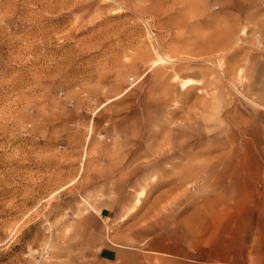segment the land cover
<instances>
[{
	"label": "rangeland",
	"instance_id": "rangeland-1",
	"mask_svg": "<svg viewBox=\"0 0 264 264\" xmlns=\"http://www.w3.org/2000/svg\"><path fill=\"white\" fill-rule=\"evenodd\" d=\"M0 264H264V0H0Z\"/></svg>",
	"mask_w": 264,
	"mask_h": 264
},
{
	"label": "bare ground",
	"instance_id": "bare-ground-1",
	"mask_svg": "<svg viewBox=\"0 0 264 264\" xmlns=\"http://www.w3.org/2000/svg\"><path fill=\"white\" fill-rule=\"evenodd\" d=\"M163 59H166L167 60V56L166 57H162V55L161 56H157V58H156V60H155V62H160V61H162ZM196 83V81L194 80V79H192V78H185V79H182L181 80V86L183 87V88H185V87H187V86H189V85H192V84H195ZM235 144V143H234ZM235 147V146H234ZM143 191V190H142ZM141 194H142V192H141ZM141 194H140V196H141ZM140 196L136 199V202L137 203H139L140 202Z\"/></svg>",
	"mask_w": 264,
	"mask_h": 264
},
{
	"label": "crops",
	"instance_id": "crops-1",
	"mask_svg": "<svg viewBox=\"0 0 264 264\" xmlns=\"http://www.w3.org/2000/svg\"><path fill=\"white\" fill-rule=\"evenodd\" d=\"M177 247H178L177 241H171L166 244H162L161 252L164 254H177L178 251H175Z\"/></svg>",
	"mask_w": 264,
	"mask_h": 264
}]
</instances>
